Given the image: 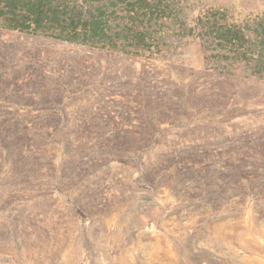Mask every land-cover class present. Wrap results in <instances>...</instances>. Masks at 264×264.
<instances>
[{"label": "rangeland", "instance_id": "1", "mask_svg": "<svg viewBox=\"0 0 264 264\" xmlns=\"http://www.w3.org/2000/svg\"><path fill=\"white\" fill-rule=\"evenodd\" d=\"M0 264H264V0H0Z\"/></svg>", "mask_w": 264, "mask_h": 264}, {"label": "trees", "instance_id": "2", "mask_svg": "<svg viewBox=\"0 0 264 264\" xmlns=\"http://www.w3.org/2000/svg\"><path fill=\"white\" fill-rule=\"evenodd\" d=\"M6 8L9 10V13H7L8 22L7 27L13 28V29H23L24 31H30L29 29L34 27L41 28L46 24L47 22L53 24V25H62L60 19L53 18V21H48L47 18L43 15L44 10L42 9H29L26 10L24 8H20L12 6L9 2L6 3ZM80 25L79 22H76L72 28L74 30H69V33H72V36H63L67 37L66 39L72 40V41H86L85 38H81L79 35L77 27ZM87 26V25H86ZM65 30H63L64 32ZM96 33V32H95ZM84 37V36H83Z\"/></svg>", "mask_w": 264, "mask_h": 264}]
</instances>
